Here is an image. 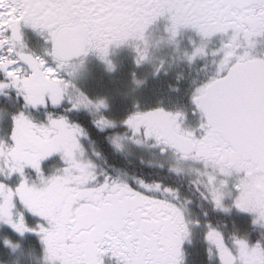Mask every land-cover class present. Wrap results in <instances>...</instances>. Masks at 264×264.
I'll return each mask as SVG.
<instances>
[{
    "label": "snow or ice",
    "instance_id": "6c2138e0",
    "mask_svg": "<svg viewBox=\"0 0 264 264\" xmlns=\"http://www.w3.org/2000/svg\"><path fill=\"white\" fill-rule=\"evenodd\" d=\"M160 21L173 41L194 33L184 57L211 54L214 72L191 88L187 110L137 105L123 124L200 162L205 199L261 229L229 243L207 225L208 259L214 251L216 264H264V0H0V92L21 102L0 120V231L34 237L43 264H182L189 228L179 190L96 172L65 114L78 110L62 75L73 56L107 52ZM25 29L43 40L44 55L28 50ZM57 157L61 168L46 173ZM7 250L0 241V260Z\"/></svg>",
    "mask_w": 264,
    "mask_h": 264
},
{
    "label": "rangeland",
    "instance_id": "374dc122",
    "mask_svg": "<svg viewBox=\"0 0 264 264\" xmlns=\"http://www.w3.org/2000/svg\"><path fill=\"white\" fill-rule=\"evenodd\" d=\"M93 63L79 62L70 68L64 70L62 75L67 81V87L65 89L66 97L71 98L73 103L78 105L79 111L89 113L96 126L100 129H113L121 126L123 130L116 133L112 137L111 142L117 150L123 152L127 158L135 162H143L147 164L159 163L158 167L166 168L171 172L184 173L187 177L192 178L191 172L195 171L197 177L195 180H191V187H181L175 183L164 182L160 183L171 187L172 189L179 190V199L174 202L179 204L183 209L184 219L186 220L189 228V233L184 239L180 248V254L182 257V264H216L215 254L213 251L212 258L208 259L209 248L211 245L205 241V233L208 231L207 225L211 223L207 219V215L201 211L199 200L195 195H201L204 197L207 190V178L203 174V165L197 160L184 156L179 151H174L171 146L163 145L161 149L168 150L167 158H162V155L155 147L153 138L146 140L143 133H134L132 129L125 127L121 116L116 115L117 106H114L110 96L111 93L98 89L95 84V77L97 69L94 67L91 69ZM101 68V67H99ZM103 72L107 71V68H102ZM9 91L11 89H5ZM172 91V90H169ZM120 90L116 92L117 98H124V95L120 94ZM127 101L129 102L130 110L137 105L145 108L148 106V93L141 88H130ZM2 93V92H1ZM100 94V95H99ZM121 108L119 107V111ZM6 110H0V120H6L8 117ZM5 136V132L0 130V138ZM84 152L82 158L84 160H91L95 165V171L98 173H105L102 166L99 163V153L91 145V143H83L80 140ZM166 164L167 167L162 165ZM61 168L59 158H54L51 163L45 165L46 173L53 174ZM177 175V174H176ZM118 178V176H113ZM179 177V175H177ZM132 182L129 178H119ZM156 183V182H155ZM150 183V184H155ZM159 195V193H157ZM162 199L173 200V196L164 194ZM226 207H230L226 205ZM246 219H249L245 216ZM199 221V227L195 222ZM251 226V220H248ZM258 227V226H255ZM216 229V228H215ZM219 231V230H218ZM234 236H230L226 241L231 243ZM0 241H4L8 245V250L4 255V259L0 260V264H43L42 253L38 241L30 236L24 235L22 237H16L8 232L0 231ZM13 245L15 248L13 250Z\"/></svg>",
    "mask_w": 264,
    "mask_h": 264
},
{
    "label": "flooded vegetation",
    "instance_id": "af4514ba",
    "mask_svg": "<svg viewBox=\"0 0 264 264\" xmlns=\"http://www.w3.org/2000/svg\"><path fill=\"white\" fill-rule=\"evenodd\" d=\"M194 35L195 34L190 31H185L173 41L165 31L164 21H160L148 27L139 38L130 39L118 47L112 46L107 52L91 49L87 54L78 55L76 59L68 61L65 69L83 61L84 63L95 62L91 67V69L94 67L98 70L94 78L96 81L95 84L98 86V89H100V84L106 81L109 86L107 91L112 95L110 97L114 106L118 104V112L115 114L121 116L123 120H125L130 113L137 110V107L130 110V106L128 105L129 102L126 96L130 93V88H141L146 91V94H149L148 106L142 109L139 107V110L147 111L155 107H163L173 112L185 111L188 109L187 98L191 88L207 79L214 72L212 62L214 58L211 54L195 63H189L184 57V51L189 48V39L194 37ZM220 39V37H215L208 44L209 53H211V49L219 46ZM24 41L28 46V50L36 55H44L47 46L31 29L24 30ZM136 49H139V55L143 56L139 65L136 63L138 59ZM260 50L264 51V40L260 41ZM103 67L107 68L106 72L105 70L103 72ZM118 90L121 91L120 94L124 95L123 99L117 98L116 92H118ZM119 107L121 108L120 111ZM152 127L159 128L163 127V125L153 122ZM141 133L142 132L138 134ZM145 138L146 140L150 139V137L146 136ZM153 142L155 143V147L159 149L162 158H167L168 150L163 149L162 151L161 149V146L165 144L158 143L155 139H153ZM172 148L174 151H178L177 148ZM138 163L157 167L159 165V163ZM162 166L168 168L164 163ZM183 171L184 173H174L179 175V179L188 182V184L191 183V180L196 179L197 173L195 171L191 172L192 178L187 177L185 174L186 171ZM118 178L127 179L125 175H118ZM133 180L135 179H132V181ZM175 184L181 185V187H188L183 182H175ZM205 204L209 213L219 216L221 220H223L222 222L224 225H226L228 217H230V222H234L236 225H239V227H242L245 222L250 220L246 219L244 215L236 210L225 212L215 209L210 199H205ZM207 219L211 223V226L215 228L212 225L211 217L207 216Z\"/></svg>",
    "mask_w": 264,
    "mask_h": 264
},
{
    "label": "trees",
    "instance_id": "16d2710c",
    "mask_svg": "<svg viewBox=\"0 0 264 264\" xmlns=\"http://www.w3.org/2000/svg\"><path fill=\"white\" fill-rule=\"evenodd\" d=\"M101 89H109L106 81L100 84ZM20 101L16 93L13 90L0 92V110H6L10 115L12 111L18 110ZM67 107V106H65ZM69 119L78 126L83 135L80 140L83 143H91L95 150L99 153V163L102 169L106 173L115 176H126L135 180L143 179L147 183H155L157 181H164L170 183L183 182L188 187H191L188 182L182 181L177 177L174 172L169 171L166 168L157 166H148L130 160L125 156L123 152H120L112 144L111 139L117 132L123 130L121 126L113 129H100L94 123L93 117L84 111H74L71 113H65ZM39 117H37L38 119ZM199 200L201 211L207 216L211 217L212 225L224 234V239L227 240L230 236L256 238V235L261 231L259 227L251 226L248 222H245L242 227L236 225L234 222H230V217L226 220V225L222 222L221 218L216 214L209 213L205 204V198L201 195H195Z\"/></svg>",
    "mask_w": 264,
    "mask_h": 264
},
{
    "label": "water",
    "instance_id": "95a60500",
    "mask_svg": "<svg viewBox=\"0 0 264 264\" xmlns=\"http://www.w3.org/2000/svg\"><path fill=\"white\" fill-rule=\"evenodd\" d=\"M78 57V55L73 56L69 61L74 60Z\"/></svg>",
    "mask_w": 264,
    "mask_h": 264
}]
</instances>
